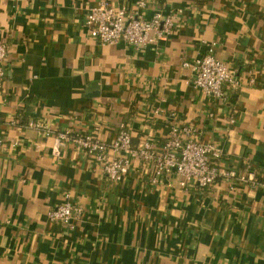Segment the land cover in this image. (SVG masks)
I'll return each mask as SVG.
<instances>
[{
  "label": "crops",
  "instance_id": "0c3cea01",
  "mask_svg": "<svg viewBox=\"0 0 264 264\" xmlns=\"http://www.w3.org/2000/svg\"><path fill=\"white\" fill-rule=\"evenodd\" d=\"M102 1L135 0H0V264H264V0H145L143 18L174 14L176 28L142 51L89 36L86 13ZM211 46L239 83L224 101L183 66ZM173 125L235 176L203 190L175 175L152 184L136 159L114 183L58 144H110L123 128L134 148L162 146ZM66 195L81 210L70 227L47 216Z\"/></svg>",
  "mask_w": 264,
  "mask_h": 264
},
{
  "label": "built area",
  "instance_id": "2783aa9c",
  "mask_svg": "<svg viewBox=\"0 0 264 264\" xmlns=\"http://www.w3.org/2000/svg\"><path fill=\"white\" fill-rule=\"evenodd\" d=\"M133 5V9L127 10L102 1L97 7L91 8L85 16L89 36L101 45L123 42L130 48L142 51L176 28L174 14L156 13L150 19H145L140 14L146 6L145 0H135ZM6 55L7 47L0 43V81L4 78ZM183 66L192 68L193 87L207 97L224 101L226 90L239 86L231 68L215 57L213 46L206 55L192 63L185 62ZM29 126L37 125L30 123ZM59 143H73L82 148L88 156L95 158L106 178L114 183L126 180L131 163L136 159L151 166L152 184L163 176L175 175L181 178L182 187L193 184L203 190L212 187L221 175L235 176L234 172L220 171L221 153L211 144L194 139L191 127L184 125L171 126L162 146L147 138L134 148L130 134L123 128L110 144L99 143L90 136L70 139L66 134L58 135ZM110 153L116 156L112 158ZM80 212L66 195L65 201L50 209L47 216L52 222L70 227L72 218Z\"/></svg>",
  "mask_w": 264,
  "mask_h": 264
}]
</instances>
